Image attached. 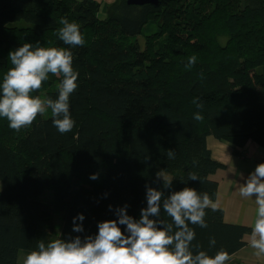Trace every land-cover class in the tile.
<instances>
[{"label":"trees","instance_id":"trees-1","mask_svg":"<svg viewBox=\"0 0 264 264\" xmlns=\"http://www.w3.org/2000/svg\"><path fill=\"white\" fill-rule=\"evenodd\" d=\"M61 18L80 25L83 46L58 38ZM24 43L72 51L75 126L60 134L50 109L19 132L0 118V264H24L40 241L95 236L98 223L116 220L125 205L139 220L148 187L162 192L160 215L150 219L161 229L172 224L174 234L163 210L173 192L190 187L217 200L211 177L224 166L208 138L235 155L253 142L264 163L257 88L264 93V0H160L157 8L126 0H0V82L12 67L9 52ZM193 55L195 65L186 67ZM61 79L49 74L33 95L55 99ZM197 111L203 120L193 119ZM190 172L199 179L189 180ZM78 214L85 217L76 221L80 233L72 231ZM205 222L189 224L193 255L214 257L223 248L232 258L247 245L251 228L227 223L223 210L210 207Z\"/></svg>","mask_w":264,"mask_h":264},{"label":"clouds","instance_id":"clouds-1","mask_svg":"<svg viewBox=\"0 0 264 264\" xmlns=\"http://www.w3.org/2000/svg\"><path fill=\"white\" fill-rule=\"evenodd\" d=\"M58 38L64 45L83 46L84 35L80 25L66 18L59 21ZM196 56L188 58L186 67L196 63ZM11 68L0 82V118H6L8 127L16 132L30 127L38 116H43L49 109L53 117V126L60 134L71 132L75 120L70 113V97L78 88L79 73L73 68V53L65 47H42L24 43L21 47L9 52ZM49 74L62 77L58 85V96L33 95L39 92ZM198 109L202 103L194 101ZM193 119H204L200 111L193 114ZM168 158L175 153L169 150ZM159 175V174H157ZM96 180L99 174L89 177ZM189 180L199 177L190 172ZM168 185H166L167 187ZM239 195L243 198L255 196V218L250 235H247L249 246L255 250L257 257L264 256V163L258 164L255 170L239 186ZM147 207L141 209L139 220L127 214V205L116 209V220L98 223L95 236L89 235L82 241L80 236L65 240L52 239L45 243L40 241L36 250L30 251L24 264H226L231 259L229 252L220 249L214 257L200 251L193 255L190 246L195 239L191 225L206 228V210L215 205L207 192L198 193L195 189L184 187L173 192L163 201V210L171 218L173 225L163 229L161 223L150 217H158L161 210L162 192L148 187L146 190ZM109 210L112 207L109 206ZM85 217L78 214L73 218V232H83L76 221ZM123 226V230H122ZM215 239L210 240L215 245Z\"/></svg>","mask_w":264,"mask_h":264},{"label":"crops","instance_id":"crops-1","mask_svg":"<svg viewBox=\"0 0 264 264\" xmlns=\"http://www.w3.org/2000/svg\"><path fill=\"white\" fill-rule=\"evenodd\" d=\"M207 144L213 159L224 166L211 177L218 183V197L213 202L214 208L223 210L227 223L252 228L257 207L255 196L243 198L239 195L238 189L255 170L256 166L261 164L263 150L257 144L249 142L243 149L239 150L240 155H235L234 149L226 143L208 138ZM246 242L245 248L236 253L226 264L233 262L264 264V256L257 257L254 255L255 250L249 246L247 236Z\"/></svg>","mask_w":264,"mask_h":264},{"label":"water","instance_id":"water-1","mask_svg":"<svg viewBox=\"0 0 264 264\" xmlns=\"http://www.w3.org/2000/svg\"><path fill=\"white\" fill-rule=\"evenodd\" d=\"M129 6H153L159 7L160 0H126Z\"/></svg>","mask_w":264,"mask_h":264},{"label":"rangeland","instance_id":"rangeland-1","mask_svg":"<svg viewBox=\"0 0 264 264\" xmlns=\"http://www.w3.org/2000/svg\"><path fill=\"white\" fill-rule=\"evenodd\" d=\"M110 1H114V0H110ZM98 16H99V18H101V19H105L106 17H108V14H105V12L102 10V12L99 13ZM257 88H258L259 94L264 98L263 90H262L259 86H257ZM49 211L52 212V208H51V207L49 208ZM49 224H50V226H51V228H52V226H53V222L51 221ZM52 230H53V229H51V231H52Z\"/></svg>","mask_w":264,"mask_h":264}]
</instances>
